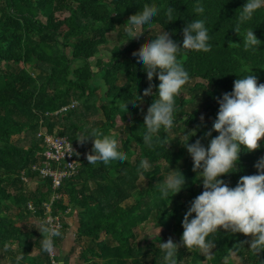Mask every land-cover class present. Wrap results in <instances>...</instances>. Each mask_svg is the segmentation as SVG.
Here are the masks:
<instances>
[{
    "label": "trees",
    "instance_id": "trees-1",
    "mask_svg": "<svg viewBox=\"0 0 264 264\" xmlns=\"http://www.w3.org/2000/svg\"><path fill=\"white\" fill-rule=\"evenodd\" d=\"M245 2L202 0L212 49H185L178 54L190 80L177 97V123L170 132L162 129L149 147L142 139L143 120L155 96L143 92L151 83L154 94L159 81L154 76L149 82L132 57L157 35L142 36L125 47L115 45L107 54L102 50L111 33L125 29L130 19L153 6L161 12L145 33L163 29L180 46L186 22L201 18L193 11L195 0H0V261L14 264L22 252L20 264H51L41 250L38 227L46 216L43 203L49 202L54 191L50 181L33 169L43 165L42 140L36 135L44 130L67 137L78 149L77 174L63 181L56 190L60 197L51 207L52 216L60 217L63 224L62 236L56 239V260L164 264L159 243L169 238L180 242L185 212L203 191L200 174L193 170L192 158L181 142L189 135V144L200 140L207 146L218 135L213 131L212 137L205 136L216 118L217 101L232 91L234 80L247 74V69L251 68L258 83H264V8L240 25ZM169 6L176 9L171 22L164 15ZM249 28L261 41L257 51L243 46ZM74 101V109L54 115ZM93 127L117 141L119 151L127 156L123 164L96 168L87 164L91 139L78 140ZM180 132L183 140L175 137ZM260 143L252 152L242 146L237 170L220 177L230 187L241 176L257 173L254 165L264 157V138ZM143 163L150 167L142 168ZM172 170L184 176L185 185L164 197L160 182ZM143 181L145 189L140 186ZM184 194L188 199L181 201ZM70 210L77 211L78 228L70 253L63 258L64 216ZM148 221L152 227L165 223V231L150 238L141 236L139 229ZM208 239L215 246L207 254L180 247V264H264V251L256 256L247 250V243L240 244L250 237L221 229Z\"/></svg>",
    "mask_w": 264,
    "mask_h": 264
},
{
    "label": "clouds",
    "instance_id": "clouds-1",
    "mask_svg": "<svg viewBox=\"0 0 264 264\" xmlns=\"http://www.w3.org/2000/svg\"><path fill=\"white\" fill-rule=\"evenodd\" d=\"M262 8L264 0H246L241 8L239 24L251 20ZM175 11L171 6L165 9L167 22L174 21ZM193 11L201 18L186 22L182 29L183 39L180 46L162 29L132 57L136 68L146 73L149 82L154 76L159 81L154 94L151 83L143 92L144 96H155L143 120L145 131L142 139L149 147L155 139L160 138L162 129L170 132L177 123V97L190 80L189 72L178 61V54L185 49L202 52L212 49L209 28L203 18L205 7L202 0H195ZM160 12V7H145L130 19L124 25L127 37L125 44L139 42L146 32L145 29L153 25ZM234 31H238V27ZM242 39L245 50L257 51L261 44L254 35L253 28L247 29ZM246 72L247 74L234 80L232 91L224 93L217 101L219 108L216 118L205 136L212 137L213 131L218 135L212 137L207 146L200 140L189 144V135H185L186 139L181 142L192 158L193 170H198L200 174L203 191L190 202L185 212L180 242L169 238L167 242L159 243L164 264H180L178 249L182 246L210 253L215 245L208 237L221 229L250 237L240 244L247 243V250H251L256 256L264 251V157L254 165L257 173L241 176L235 187H230L220 178L237 170L236 164L242 146L247 152L255 151L261 147L260 141L264 138V83H258L251 68ZM125 109L127 113L129 109L126 106ZM89 139L92 148L90 153L85 154V158L91 167L120 165L127 160L126 154L119 151L117 141L106 138L100 128L93 127L86 131L78 141L83 143ZM68 152L76 154L72 151L71 142L65 153ZM141 167L147 169L150 165L143 163ZM184 185V176L179 171L172 170L160 182V192L164 197H169V193L171 196L178 193ZM62 227L51 216H45L39 222L41 250L52 256V264H63L62 260L58 261L54 257L56 239L62 236ZM4 250H8L7 246ZM22 259L21 252L15 257L14 264H20Z\"/></svg>",
    "mask_w": 264,
    "mask_h": 264
},
{
    "label": "built area",
    "instance_id": "built-area-1",
    "mask_svg": "<svg viewBox=\"0 0 264 264\" xmlns=\"http://www.w3.org/2000/svg\"><path fill=\"white\" fill-rule=\"evenodd\" d=\"M76 106L77 102L74 101L71 104L63 106L62 108H60V110L54 112V115L61 114L69 109H74ZM47 115L51 114L47 113ZM36 138L42 140L43 152L41 153V156L43 158V165L35 166L33 169L39 174L40 178L50 181L51 187L54 191V194L51 196L49 202L43 203L45 215L51 216L54 220H56L63 226L60 217L52 216L51 207L54 200L60 197V195L56 193V190L60 188L63 181L65 179L72 178L77 174L78 149L71 144L72 151L76 154L72 155L71 152H68V154L65 153L68 149V144L70 143L69 139L67 137L50 135L44 130L39 131L36 135ZM23 180L27 184L30 183V180L26 177H23ZM28 207L30 210H34L33 204L30 203ZM57 254L58 251L56 248V252L54 254L55 259ZM48 256L51 259L52 264V256L50 254H48Z\"/></svg>",
    "mask_w": 264,
    "mask_h": 264
},
{
    "label": "rangeland",
    "instance_id": "rangeland-1",
    "mask_svg": "<svg viewBox=\"0 0 264 264\" xmlns=\"http://www.w3.org/2000/svg\"><path fill=\"white\" fill-rule=\"evenodd\" d=\"M125 31H126V28L125 29H122V30L120 29V30H117V31L111 33V35H110V41H109L108 45L102 50V53L103 54H107L109 52V50L111 48H113L115 45L120 46V47L127 46L130 42H128L127 44H125L127 42V37L125 36ZM159 33L160 32H159L158 29H156V30L151 29L147 33H144L142 36L145 37V38H147V37L152 36V35H155V34L158 35ZM131 42H136V41H131ZM99 116L100 115H95L94 117L95 118H98ZM123 132H124L123 137L126 138L127 137V131H126V129ZM175 137H177L178 139H181V140L184 139L183 133H181V132L179 134H177ZM17 138L18 137H15L14 139H17ZM131 146L133 148V144H131ZM167 174L168 173L164 174V178H165V176ZM140 186H141L142 189H145L146 186H147L146 185V181H143ZM187 197H188V195L187 194H184V195H182L180 197V199H181V201H185V200L188 199ZM149 221H151V220H149ZM149 221L146 222V223H144L140 227L139 233L141 234V236H146V237H149L150 238L151 235L158 234V233H161V232L165 231V229H166L165 228V223H163V225L158 226V227H156V226L152 227V224ZM159 229H160V231H159ZM73 262H76L75 261V258L72 259V264H73ZM0 264H6L5 263V260H1L0 261Z\"/></svg>",
    "mask_w": 264,
    "mask_h": 264
},
{
    "label": "crops",
    "instance_id": "crops-1",
    "mask_svg": "<svg viewBox=\"0 0 264 264\" xmlns=\"http://www.w3.org/2000/svg\"><path fill=\"white\" fill-rule=\"evenodd\" d=\"M33 186H35V184ZM64 224L66 226L64 231L65 236L60 246V253L63 258H66L69 255L70 250L73 246L74 234L76 233V230L78 228L77 211L70 210L69 213L66 216H64ZM35 252L36 251H34L33 254H35ZM70 261H72V259H70Z\"/></svg>",
    "mask_w": 264,
    "mask_h": 264
}]
</instances>
